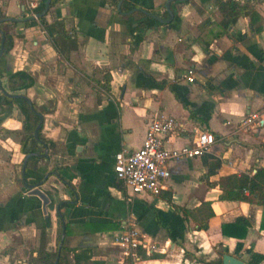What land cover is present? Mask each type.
Listing matches in <instances>:
<instances>
[{"label":"crops","instance_id":"0c3cea01","mask_svg":"<svg viewBox=\"0 0 264 264\" xmlns=\"http://www.w3.org/2000/svg\"><path fill=\"white\" fill-rule=\"evenodd\" d=\"M125 1L135 6L128 14ZM168 1L173 21L153 22L148 12L170 16ZM255 1L260 30L240 16L224 31L214 0H52L47 21L63 22L77 40L66 58L39 23L42 0H0V41L7 34L12 42L0 55V97L8 75L30 72L36 82L20 93L44 118L28 154L20 104L0 101V264H33L43 229L54 251L67 224L69 264H224L225 254L248 264V250L264 253V206L222 198L230 176L264 168V0ZM160 115L178 122L170 149L204 130L216 142L201 156L170 161L159 195L134 194L117 178L115 154L139 149ZM24 168L29 184L30 170L45 175L47 212L26 188ZM60 202L70 209L62 213ZM206 204L213 215L204 229ZM240 217L249 222L245 236L231 227ZM130 228L143 241L132 256L113 242Z\"/></svg>","mask_w":264,"mask_h":264},{"label":"trees","instance_id":"16d2710c","mask_svg":"<svg viewBox=\"0 0 264 264\" xmlns=\"http://www.w3.org/2000/svg\"><path fill=\"white\" fill-rule=\"evenodd\" d=\"M216 7L220 12V24L224 31H228L232 25L235 24L237 19L240 16H248L250 17L251 23L256 27L257 24L262 20V16L256 9V1L255 0H214ZM46 8V0H42L41 4L36 8L37 13H41ZM135 9V6L130 5L127 1L124 2L122 12L124 14L130 13L132 10ZM153 22L159 23L158 19L152 18ZM30 25L36 24L35 20L28 22ZM40 25L46 31L49 39L52 41L56 49L58 50L59 54L64 57H68V52L77 47V40L74 39L69 32L67 31L65 24L63 22H54L50 23L47 21L46 16H42L39 19ZM257 30L261 28L256 27ZM143 37L141 34L135 36L134 43L136 46L142 42ZM2 44V39L0 41V47ZM11 39L9 35L6 34L5 40V51H9L11 47ZM0 78H3V75L0 74ZM110 81V80H108ZM36 80L35 77L27 71L20 70L17 72H13L7 76L6 85L4 87L7 90L6 94H2L0 97V101L2 99L5 102H15L20 104V107L26 116L25 122V132H26V139L24 140V150L26 149L25 146L27 144V140H32L36 145H38L39 140L34 135V131L40 121L39 116L32 110L30 101L26 98L24 94L20 92L23 90L28 89L29 87L35 84ZM106 87V86H105ZM108 88V87H107ZM106 90L109 91V88ZM14 95H19L14 97ZM32 117V118H31ZM29 119H32L29 121ZM40 136V134H39ZM37 146L31 148L30 150H25L26 153H31L36 151ZM36 157V156H35ZM33 173L35 179L33 181H29L31 184L36 185L44 182L45 175L40 174L39 172L29 171L28 175ZM228 185L231 187L229 191H227L222 198L226 199H234V200H243L248 201L251 203H257L260 206H264V168L258 169V171L253 175L250 176L248 174H241L237 175L234 174L227 179ZM248 190V192H246ZM71 204L64 203L61 206V211L64 213L66 210H69ZM206 209L204 215L206 216L203 219L200 228H208V223L206 219L210 218L213 215V211L210 205L206 204ZM184 217L186 219L189 218L190 211L188 209H184ZM159 220V219H158ZM205 220V221H204ZM159 222V221H158ZM249 222L245 217H240L237 221L231 225V227H235L237 229H241L243 231L240 232L239 235L245 236L247 233V226ZM51 223L48 221L47 226H50ZM230 226V225H229ZM223 227V233L228 235L227 227ZM70 225H66V236L69 234ZM262 229L264 230V220L262 222ZM46 228L42 231V242L41 247L38 252L37 257L34 258L33 264H69L68 262V253L73 249L67 246L65 243L60 251V258L57 262L58 255H59V247L62 238L63 231L61 230L59 234V240L57 247L54 251H48L46 247ZM236 237H241L238 235H232ZM242 244H238L237 252L239 253L242 249ZM250 254V259L248 260V264H261L264 262V253L254 252L252 250H248Z\"/></svg>","mask_w":264,"mask_h":264},{"label":"built area","instance_id":"2783aa9c","mask_svg":"<svg viewBox=\"0 0 264 264\" xmlns=\"http://www.w3.org/2000/svg\"><path fill=\"white\" fill-rule=\"evenodd\" d=\"M189 80L194 81L193 76L189 77ZM177 128L178 122L174 117L157 116L149 124L145 141L139 149L122 147L116 152L114 168L117 178L134 194L159 195L172 176L169 169L170 161L201 156L216 142L214 133L204 130L192 144L170 149L166 146V141ZM113 242L130 256L143 245L141 232L137 228L115 234Z\"/></svg>","mask_w":264,"mask_h":264},{"label":"water","instance_id":"95a60500","mask_svg":"<svg viewBox=\"0 0 264 264\" xmlns=\"http://www.w3.org/2000/svg\"><path fill=\"white\" fill-rule=\"evenodd\" d=\"M51 2H52V0H47L46 1V9L44 10V12H42V13H40V14L37 15L38 18H40L41 16L45 15L48 12V10L50 8ZM170 3H171V1H168L167 2V9L170 12V16L169 17L164 18V17H161L160 15H157V14H154V13H149V12H148V14L150 16H152L153 18L158 19L162 23H170L174 19V12L170 8ZM121 6H122V2H120V4H119V9L121 8ZM33 18H35V17H31V19H33ZM5 38H6L5 35H3V43H2V48H1V51H0V55L3 54V52H4V41H5ZM3 91H4L5 94L7 93L4 88H3ZM33 109H34V107H33ZM43 121H44V118H43L42 115H40V123H39V125H38V127H37V129L35 131V135L37 137H38V131H39V129H40ZM30 156L31 155H28L26 157L25 163H24L25 166L27 165V162H28V159L30 158ZM25 172H26V169L24 168V182H25L26 188L29 189L31 195H36V196H38V197L41 198V200L43 201L44 211L47 212L48 206H52L53 205V203L51 202L50 196L48 195V193L46 191H44L40 187L41 186L40 184L33 185V184L27 183ZM70 202L76 203L77 201H70ZM62 203L63 202H60L57 205L58 210L60 209V206H61ZM65 236H66V231H65V226H64V229H63V237H62V241H61V244H60V247H59V255H58L57 262H58V260L60 258V251H61V249H62V247L64 245ZM91 245L92 244H85V245H83V247H89ZM223 263L224 264H246L242 259L237 258V257H235L233 255H230V254H225L224 255V257H223Z\"/></svg>","mask_w":264,"mask_h":264}]
</instances>
